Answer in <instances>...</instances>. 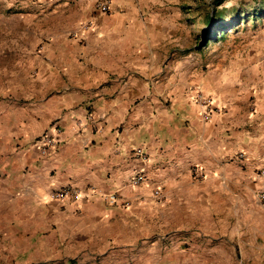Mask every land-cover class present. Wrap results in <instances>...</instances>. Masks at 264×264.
Here are the masks:
<instances>
[{
  "label": "crops",
  "instance_id": "crops-1",
  "mask_svg": "<svg viewBox=\"0 0 264 264\" xmlns=\"http://www.w3.org/2000/svg\"><path fill=\"white\" fill-rule=\"evenodd\" d=\"M2 1L0 264H222L249 244L245 224L264 213V78L248 45L199 60L169 8L144 0H114L124 13L108 18L89 0ZM68 1L79 8L54 10ZM43 135L57 138L45 154ZM65 188L83 198L53 199Z\"/></svg>",
  "mask_w": 264,
  "mask_h": 264
},
{
  "label": "rangeland",
  "instance_id": "rangeland-1",
  "mask_svg": "<svg viewBox=\"0 0 264 264\" xmlns=\"http://www.w3.org/2000/svg\"><path fill=\"white\" fill-rule=\"evenodd\" d=\"M95 0H89V9L92 13L98 11L95 3ZM119 1V0H117ZM146 2L145 9L149 8H169V15L173 17L171 22L167 24L173 25V30L177 35H180L182 39H190L191 46H196V51L194 52L195 58L199 60H204L209 58L211 54L217 53L220 49L218 46L214 49H207L208 45H213L215 43L228 44L232 42H241L243 45H248L247 48V60L251 59L253 64L259 68L260 74L258 76L264 78V0H144ZM0 2H3L0 0ZM23 5L30 8L33 2H38V0H23ZM112 2V9L115 13H124L123 6H117ZM18 4V3H17ZM12 3L8 5L9 11L5 9H0L1 14L4 12L12 11ZM76 6L79 5L72 4V2H64L59 4L54 10L61 12L60 14L64 17L75 12ZM151 7V8H150ZM79 8V7H78ZM212 9H215L216 15L222 17L223 20L227 22H234L239 16L248 15V21H244L243 24H239V21L234 23L233 27H230L224 31L223 35L218 38L215 42L205 43L204 38L201 37L203 26L198 21L199 19L204 18L205 15L211 14ZM4 11V12H3ZM53 10H51L52 12ZM90 11H88L90 13ZM19 9H16L15 12L18 14ZM6 21L11 22L12 15L6 13ZM75 16L76 19L79 16ZM113 15V14H111ZM111 15L103 14V17H110ZM86 18V23L90 22ZM59 20V19H58ZM85 20V19H84ZM17 21V20H15ZM82 21V20H80ZM58 22V21H57ZM85 22V21H84ZM77 23V22H76ZM74 24V26L76 25ZM217 48V50H216ZM252 58H251V57ZM263 69V71L260 70ZM246 70V69H245ZM230 229H233L232 232L236 233L234 227L235 223L230 221ZM259 228L255 231L251 230L250 222H246L244 228V237L246 240H249L245 245H234L236 249L233 258L230 260L228 255H226V261H223L222 264H264V213L261 214L260 222L258 223ZM231 230H229V236ZM235 236V235H233ZM256 239L254 242L253 239ZM221 248L225 249L224 245ZM200 257V256H198ZM211 264V262H207Z\"/></svg>",
  "mask_w": 264,
  "mask_h": 264
},
{
  "label": "built area",
  "instance_id": "built-area-1",
  "mask_svg": "<svg viewBox=\"0 0 264 264\" xmlns=\"http://www.w3.org/2000/svg\"><path fill=\"white\" fill-rule=\"evenodd\" d=\"M95 6L98 10L99 13L101 14H109L111 12L112 9V2L111 0H96L95 1ZM92 26V23L87 22L83 25V30H88L90 29ZM196 101L198 104L204 106V107H209L210 106V100L206 97H204V95L201 92H197L196 93ZM253 109V108H252ZM59 132H57L58 134ZM38 145H40V151L41 154H45L46 152H48L49 150L53 149L56 145H57V138L51 136V135H43L42 137H40L37 140ZM194 173H196L197 175H202L201 171L197 168H195L193 170ZM143 181L142 177H137L134 181V184H139ZM159 191L155 190L154 191V196L155 197H159ZM83 198L81 196V194L76 191L73 190L71 188H65L62 189L61 191L55 193L53 195V199L58 200V201H64V200H79ZM260 199L264 200V194L260 195ZM110 203H114L116 200V197L114 195L109 196L108 198Z\"/></svg>",
  "mask_w": 264,
  "mask_h": 264
},
{
  "label": "trees",
  "instance_id": "trees-1",
  "mask_svg": "<svg viewBox=\"0 0 264 264\" xmlns=\"http://www.w3.org/2000/svg\"><path fill=\"white\" fill-rule=\"evenodd\" d=\"M264 13V10H263ZM215 9H212L211 14H207L204 18L199 19L203 26L201 37L204 38L205 43L215 42L221 35H223L226 29L233 27L234 23L239 21V24H243L244 21H248V15L239 16L237 20L232 22H225L222 17L216 15Z\"/></svg>",
  "mask_w": 264,
  "mask_h": 264
}]
</instances>
